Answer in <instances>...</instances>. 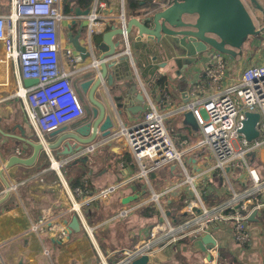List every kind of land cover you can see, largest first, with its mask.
<instances>
[{"label":"crops","instance_id":"crops-1","mask_svg":"<svg viewBox=\"0 0 264 264\" xmlns=\"http://www.w3.org/2000/svg\"><path fill=\"white\" fill-rule=\"evenodd\" d=\"M168 1L171 0H62V5L64 8L68 5V13L74 16V12L70 11L71 7L76 9L79 15L89 8V14L94 12L97 15L96 32L102 30L101 34L114 26L120 27L118 17L121 13L126 21L132 17L140 20L144 18V11L163 10L167 7ZM247 1L248 3L245 2L250 11L249 14L257 26L254 18L263 20L264 0H255L257 4H260L258 8L252 1ZM248 4L254 11L248 7ZM8 8L10 9V0ZM9 9L2 11L0 8V14L8 13ZM87 16L82 20L83 28L88 23ZM76 20L77 23L71 26L73 34L76 33L78 23L81 22L79 18ZM186 20L189 19L186 17ZM63 23L65 26L70 21L65 20ZM263 27L262 25L257 26L259 30L260 28L264 30ZM136 33L137 28L133 26L126 36L127 41ZM100 34H93V36H99L96 39L97 43L101 40ZM84 35L85 32L81 35V44L92 47L89 40L88 44L84 42ZM113 40L120 41L116 54L128 55L122 44L121 35L113 37ZM67 47L73 49L77 59L73 67L79 70L73 83L75 81L80 83L88 67L93 64L94 58L89 57L82 61L72 45L69 44ZM110 58L107 57L106 62H109ZM217 59L223 62L224 69L220 71L221 76L214 80L210 73H206L205 68L217 69ZM64 61L66 67L73 68L66 60ZM250 65H264V31L259 36L258 34L249 36L237 56L231 57L209 49L197 56L195 62L183 70V77L174 76L175 68L169 66L159 70L165 76L157 84L153 79L145 84L142 81L143 78L137 74V81L133 79L132 85L139 90L141 88L143 94H147L161 110L171 112L174 107L186 101L200 100L221 91L233 83L244 66ZM123 72V69L119 70V74ZM97 74L98 70H96ZM31 85L24 84L17 61L7 58L4 44L0 41V264L114 263L120 257L117 251L133 249L150 237L151 227L157 222L151 223V221L155 216L160 217V213L156 215L149 210L146 212L143 206V210L136 208L125 216H116L119 210L134 205L142 197L127 204L121 202L124 197L138 194L141 188H134L140 185L141 180L127 184L120 183L123 180L127 181L134 174L135 164H129L131 162L130 153L119 142H107L97 147L91 153L92 158L91 154H87L89 159L86 163H73L72 161L56 168L54 162L67 156L61 155L66 141H62L55 148H48L47 145L55 143L60 134L52 135L51 132L41 134L29 121L22 93H24V88ZM114 94H119V91L115 90ZM95 98L99 101L102 99L98 92L95 93ZM134 103L136 102L131 100V104ZM110 105L112 107L111 102ZM134 108L137 111L138 107L134 106ZM142 108V111H137L132 118L138 119L143 116L145 102ZM128 113L126 111V118L121 115L124 122H131V119L127 117ZM184 113H175L166 120V125L168 120L175 121L176 129L172 131L168 125L167 128L173 139L172 133L177 135L176 132H179L180 145L184 142L191 143L198 135L197 129L184 124ZM119 117L117 114V118ZM79 120L80 118L66 124L65 132H72L75 121ZM100 138L105 137H98L97 140ZM29 140L41 141L44 144V148L39 150L34 162L31 165L14 164L1 172L7 158L17 155V150L20 151V157L31 156L33 147L27 143ZM68 140L72 143L71 139ZM84 155L86 154H80V156ZM256 157L264 166V149L256 152ZM52 163L53 166H50ZM162 169L166 170L169 175L173 170L171 166L160 170ZM79 175L86 180L88 185L87 189H82L84 190L82 195L73 192L74 188L79 185L71 186L76 176ZM152 175L149 174L150 182H152ZM3 179L10 184L8 192ZM209 179L213 177L209 176ZM215 179V183H220V178L215 177ZM113 184L120 186L104 196L91 200L88 204H83L85 199ZM222 190L224 188L221 189L210 182L202 189L201 194L204 200L214 204L227 194ZM186 193L189 192L183 190L180 193L169 195L166 200H163L167 206L166 209L174 210L171 205L175 206L177 202L182 205ZM260 197L264 199V191ZM263 210L264 207L257 212V221H249L250 239L246 243L235 242L227 227L217 224L212 226L210 233L216 240L214 251L217 254V264H264V225L259 221ZM74 215L78 216L80 226L70 231L69 226ZM43 216L45 219L44 222L42 221L43 224H40L41 232L32 230L31 226L39 222ZM60 228L67 230L66 236L59 234ZM171 245L156 253L155 264H205L207 253L197 250L190 238L180 239L175 246Z\"/></svg>","mask_w":264,"mask_h":264},{"label":"built area","instance_id":"built-area-1","mask_svg":"<svg viewBox=\"0 0 264 264\" xmlns=\"http://www.w3.org/2000/svg\"><path fill=\"white\" fill-rule=\"evenodd\" d=\"M73 18V14L65 12L62 0H10L9 12L0 14V41L4 44L7 58L17 61L22 78L37 80L35 84L23 89L22 96L27 117L41 134L81 118L85 111L73 83L79 72L73 67L77 59L73 49L67 47L60 38L63 22ZM96 19L94 12L87 16L85 28L90 43L93 34L102 31L96 32ZM118 19L120 27L124 29L126 20L122 13ZM64 60L73 68L66 67ZM216 65L217 69L205 68L214 80L221 76L220 71L224 69L221 60L217 59ZM144 102L145 109L141 118L124 122L122 119L126 115L122 114L124 118L119 115L117 129L108 136L99 140L97 138L81 151L54 162L55 167L59 168L82 153L91 154L107 142H119L130 153L129 164L133 163L137 168L127 181L120 183L141 180L137 188L145 190V193L150 192V198L144 200L141 197L134 205L116 213V216H125L137 207L154 203L160 213V220L151 227L150 237L133 249L117 251L120 257L116 262L103 264H131L144 254L148 257L147 264H155L154 256L157 252L180 239L210 233L215 224L227 227L235 242H248V217L254 209L258 212L264 207V199L260 197L264 191V166L259 169L251 163L257 158L256 152L264 149V65H250L240 79L221 91L200 100L186 101L174 107L171 112L161 110L147 94ZM187 111L192 113L198 135L193 142H184L181 144L183 147L178 148L168 132L166 120L175 113ZM245 112L259 114L255 124L259 135L252 140H247L239 132ZM16 154L20 155V151L17 150ZM237 159L245 171L238 176L239 182L234 184L231 176L235 174L234 162ZM187 164L195 169V174L189 172ZM166 166L173 168L170 175L172 180L169 185L156 191L149 180V174ZM212 173L221 180L226 179L227 194L218 202L207 205L198 187ZM236 185L240 191H236ZM117 186L120 185L101 190L85 199L83 204L112 192ZM183 190L189 193H186L180 208L167 210L161 197ZM73 192L82 195L84 190L75 187ZM44 219L43 216L31 229L41 232L40 224H43ZM67 233L65 228L59 229L61 236ZM214 250L215 247L208 249L210 258L205 260V264H217Z\"/></svg>","mask_w":264,"mask_h":264},{"label":"water","instance_id":"water-1","mask_svg":"<svg viewBox=\"0 0 264 264\" xmlns=\"http://www.w3.org/2000/svg\"><path fill=\"white\" fill-rule=\"evenodd\" d=\"M252 2L257 4L255 0ZM70 11L77 17L63 26V32L67 37L64 44L72 45L82 61L91 57L95 62L88 67L80 83L74 82L78 96L87 110V120L83 123L73 122L72 132H65L66 126L51 132L52 135L60 134V136L55 143L48 144V148H55L62 141H66L61 155L74 154L86 145H90L98 137L108 136L118 127L117 114L126 115L128 111L127 117L131 118L137 114V111H142L145 95L141 88L139 90L132 85L133 79L137 81V74L143 78L142 81L145 84L152 79L157 84L165 76L159 70L170 66L175 68L174 76L183 77V70L193 64L200 54L214 49L234 57L247 37L260 32L255 27L242 0H171L163 10L144 11L143 19L139 20L136 17L127 19L124 29L114 26L101 34L96 33L102 35L101 40L98 43L93 40L91 42L93 46L89 47L90 45L83 46L80 38L83 28L82 20L86 19L90 9L86 8L80 15L73 7ZM186 17L189 20H186ZM78 18L81 22L78 23V29L73 34L71 26L77 23ZM133 26L137 28V33L125 41L124 36L130 33ZM117 35L122 36V44L128 55L116 54L120 41H114L113 37ZM107 57H111L109 62L105 60ZM120 69L124 71L122 74H119ZM96 70H98L97 75ZM36 81V79H24V84L31 85ZM115 90H118L119 94H114ZM96 92L101 95V101L95 98ZM131 100L136 103L131 104ZM134 106L138 107L137 111L134 110ZM183 115L184 124L197 129L192 113L187 111ZM258 119V113L245 112L239 132L247 140L258 137L259 132L255 128ZM68 139H71L72 143ZM27 143L33 147L31 156L11 155L5 161L1 172L14 164L31 165L34 162L39 150L44 148V144L41 141L30 140ZM88 159L87 154L78 156L73 163H86ZM4 184L8 192L10 184L6 180ZM136 188L137 186L134 189ZM143 194L145 190L139 191L134 196L124 197L121 202L127 204ZM256 215L257 210L254 209L248 220L257 221ZM79 226V218L74 215L69 226L70 231ZM189 238L197 250L207 253V259H209L208 249L216 245V240L211 233H205L201 237L192 235ZM147 261L148 257L144 254L134 259L131 264H147Z\"/></svg>","mask_w":264,"mask_h":264},{"label":"rangeland","instance_id":"rangeland-1","mask_svg":"<svg viewBox=\"0 0 264 264\" xmlns=\"http://www.w3.org/2000/svg\"><path fill=\"white\" fill-rule=\"evenodd\" d=\"M243 1V4H244V6H245V8H246V10L248 11V13L250 12L249 11V9L247 8V6H246V2L248 3V1L247 0H242ZM249 1H252V0H249ZM257 1V0H256ZM253 3V2H252ZM254 4V3H253ZM255 5V4H254ZM258 5H260L259 3L258 4H256V7L258 8ZM9 7V0H0V8H1V10L2 11H8V8ZM248 7L250 8V9H252V11H254L253 10V8H251L250 7V4H248ZM260 7H262L263 8V6H260ZM263 14H264V12H263ZM251 16V15H250ZM252 18V17H251ZM255 19V23H257V26H264V18H262L263 20H259V18H254ZM253 20V19H252ZM253 23H254V21H253ZM84 25H85V23H84ZM257 26H255L256 28H257ZM264 28V27H263ZM258 29V28H257ZM264 30H262V28H260V32L258 33V36L259 35H261V33L263 32ZM84 32H85V35H84V38L85 39H83L84 40V42L86 43V44H88V39H87V33H86V28H84ZM102 36V35H101ZM60 38H61V40H62V42H64L65 40H66V35L64 34V32H61L60 33ZM93 38H95V39H98L99 38V36L97 37V35H94L93 36ZM248 38V37H247ZM247 38L245 39V41L247 40ZM244 41V42H245ZM96 42V41H95ZM244 42H243V44H242V48H243V45H244ZM242 48L240 49V50H237V53L235 54L236 56L238 55V52H240L241 50H242ZM249 66H244V68L240 71V73H239V75L237 76V78L234 80V82H236L237 81V79L239 78H241L242 77V75H243V73L247 70V68H248ZM131 119V121H136L137 120V118H130ZM175 121L174 122H171L170 120H168L167 121V125H168V127L170 128H172V131H173V129H176V126H175ZM170 130V129H169ZM169 132V131H168ZM175 132V131H174ZM171 133V132H170ZM169 133V134H170ZM177 133V135L176 134H174V133H172L173 135H174V141L176 142V144H177V147L178 148H182L183 146L182 145H180L179 144V136H178V133L179 132H176ZM196 139V138H195ZM193 142V141H192ZM233 144L235 145V142H233ZM201 153V152H200ZM92 154H91V158H92ZM185 160H186V158H184ZM261 162V161H260ZM234 165H235V167H236V171H235V174H233L232 176H231V180L233 181V183L235 184V183H238L239 182V180H238V176L242 173V172H244L245 171V169L244 168H242L241 167V161L239 160V159H237V160H235V162H234ZM263 164H262V162H261V165L258 167L259 169L261 168V167H263L262 166ZM187 167H188V170H189V172L190 173H192V174H195V169H193L191 166H189L188 164H187ZM164 168V167H163ZM135 171H137V168H136V166H135ZM219 172V171H218ZM156 173L157 174H154V176L152 177V182H151V184H152V186L154 187V189L156 190V191H160L161 189H163L165 186H167V185H169L170 184V180H172V178H171V176L168 174V172L166 171V170H164V169H162V170H158V171H156ZM214 174H211V177H213V179H206L205 180V182L201 185V186H199L198 187V190H199V192H200V194L202 193V189H204L210 182H211V184H213L214 186L215 185H217L218 187H220L221 189H223L224 188V190H222V192H225V186H226V179L225 178H223L221 181H220V183H215V177H218V176H213ZM218 179H219V177H218ZM113 185H116V184H113ZM204 185V186H203ZM235 189H236V191H240V187L238 186V185H236L235 186ZM169 195H164V196H162L161 197V201H163V200H166V198L168 197ZM201 196H202V194H201ZM148 198H150V192H146L145 194H143L142 195V199H144V200H146V199H148ZM203 198V197H202ZM204 200V199H203ZM204 202L207 204V205H210V203L205 199L204 200ZM130 203V202H129ZM132 203H134V202H132ZM137 203V202H136ZM163 203L165 204V202L163 201ZM154 203H148L147 205H144L145 207V209H146V212L149 210L150 212H152V213H156V215H158L159 214V211H158V209L156 208V207H154V205H153ZM181 206V204H180V202H177V205H171V207L172 208H174V209H178V207H180ZM167 206H166V204H165V208H166ZM137 208H139L140 210H143L142 208H143V206H140V207H137ZM157 209V210H156ZM140 210H138V211H140ZM158 211V212H157ZM173 212V211H172ZM153 219V218H152ZM160 220V217H157V216H155L154 217V219H153V221H151V223H154V222H156V221H159ZM171 246H175V243L173 244V245H171Z\"/></svg>","mask_w":264,"mask_h":264},{"label":"trees","instance_id":"trees-1","mask_svg":"<svg viewBox=\"0 0 264 264\" xmlns=\"http://www.w3.org/2000/svg\"><path fill=\"white\" fill-rule=\"evenodd\" d=\"M64 10L67 13L69 12L68 5L65 6ZM127 158H128V156H127ZM124 159H126V157ZM251 163L257 167H259L261 165V162L257 158H254L251 161ZM151 174H153L152 176H154V174H156V171L151 172ZM78 185H79V187H81L84 190L88 188L86 180L82 179L81 175L76 176L74 182L71 184V186H73V187L78 186ZM259 221L262 222V224L264 225V210H263L261 216L259 217ZM186 238H189V237H186Z\"/></svg>","mask_w":264,"mask_h":264},{"label":"flooded vegetation","instance_id":"flooded-vegetation-1","mask_svg":"<svg viewBox=\"0 0 264 264\" xmlns=\"http://www.w3.org/2000/svg\"><path fill=\"white\" fill-rule=\"evenodd\" d=\"M62 32H63V30H62ZM84 32V28H82V33ZM96 41V39L95 38H93L92 37V41ZM79 83V82H78ZM85 96H87V95H85ZM87 98V97H86ZM83 106H84V104H83ZM85 109V108H84ZM87 120V110L85 109V111H84V114H83V116L80 118V120H79V123H82V122H85Z\"/></svg>","mask_w":264,"mask_h":264}]
</instances>
